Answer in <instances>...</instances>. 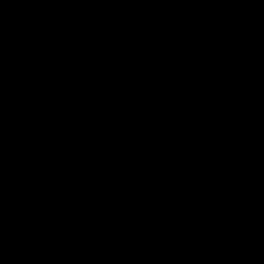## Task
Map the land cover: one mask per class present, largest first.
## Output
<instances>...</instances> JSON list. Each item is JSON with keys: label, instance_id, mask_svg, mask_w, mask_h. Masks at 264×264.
Returning <instances> with one entry per match:
<instances>
[{"label": "water", "instance_id": "water-1", "mask_svg": "<svg viewBox=\"0 0 264 264\" xmlns=\"http://www.w3.org/2000/svg\"><path fill=\"white\" fill-rule=\"evenodd\" d=\"M0 264H264V0H0Z\"/></svg>", "mask_w": 264, "mask_h": 264}]
</instances>
